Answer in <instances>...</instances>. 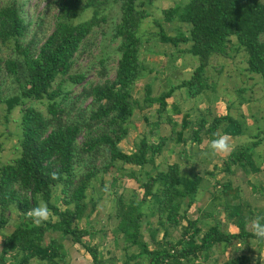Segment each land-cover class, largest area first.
<instances>
[{"label":"trees","instance_id":"1","mask_svg":"<svg viewBox=\"0 0 264 264\" xmlns=\"http://www.w3.org/2000/svg\"><path fill=\"white\" fill-rule=\"evenodd\" d=\"M112 1L120 10L111 33V40H116L115 72L107 75L102 58L98 73L103 79L94 81L86 79L87 69L72 68L84 39L106 18L103 0H45L43 10L55 11L53 27L43 37H39L38 29L42 17L32 27L20 0H0V103H5V116L17 105L21 111L18 152L0 164V264H61L67 254L65 247L54 237L44 243L49 231L82 244L92 264H108L97 243L83 240L92 236V231L78 223L84 219L88 225L101 197V192L93 194L95 181L105 190L106 175H110L109 186L114 190L123 178H132L143 190L140 196L135 188L129 197L123 192L114 196L117 224L113 231L115 236L122 235L125 243L121 264H213L217 259H211L215 247L222 253L228 246L246 245L253 238L247 228L253 209L244 207L242 200H233L237 185L229 179L222 182L225 218L238 228L227 231L211 210L206 209L203 217L212 216L213 222H202L201 217L188 214L196 200L200 176H184L178 161L161 169L156 158L174 133L185 144L183 130L191 121L184 114L181 128L174 130L176 121L166 113L167 98L178 86H184L190 97L207 90L210 83L205 67L211 54L233 57L246 52V68L261 75L264 93V0H175L164 7L163 16L154 18L159 40L173 46L188 43L185 50L196 55L198 62L189 78L169 85L158 95L150 94L147 83L142 106L133 96L134 85L155 68L140 57L144 42L140 44L137 29L150 14L147 7L153 0ZM88 7H92L91 15L75 21ZM162 18L185 23L187 31L178 27L168 33ZM4 74L15 84V92L3 93ZM68 81L81 85L77 93L67 87ZM242 90L246 88L237 89L239 102L248 98L239 92ZM27 100L44 102L46 110L27 104ZM154 102L159 116L166 114L174 133L156 138L143 134L131 150H124L120 141L129 133L135 107L148 108ZM242 126L230 112L215 114L210 123L203 116L193 129L192 140L199 144L203 135L210 141L220 133L238 135ZM261 131L253 134L249 143L231 149L223 158L224 170L230 171L235 164L246 173L261 169L253 156ZM53 171L60 179L50 178ZM42 202L48 205L50 218L34 226L26 213ZM11 210L17 219L5 232L12 220ZM256 216H263V212L258 209ZM171 227L179 228L178 237L171 235ZM132 246L136 250H129ZM218 261L253 264L246 252H233Z\"/></svg>","mask_w":264,"mask_h":264},{"label":"rangeland","instance_id":"2","mask_svg":"<svg viewBox=\"0 0 264 264\" xmlns=\"http://www.w3.org/2000/svg\"><path fill=\"white\" fill-rule=\"evenodd\" d=\"M23 5L24 15L27 19H30L32 22V27H36L37 23L40 21L41 17L43 18V23L41 24L38 29H40L39 37H43L44 35L48 34L52 27H53V19H52V12L51 11H44L45 0H20ZM105 5L104 13H106L105 20L101 21L100 26L96 27L83 41L80 51H78L76 55V60L74 62V66L72 71L75 70H86V79L87 80H101L103 79L102 76L99 75L98 70L101 67L99 64L100 59H105L104 64L107 69V75L113 76L115 72L116 66V40H111V33L113 30L114 23L119 19L120 10L117 3H114L112 0H103ZM175 0H153L152 3L147 7L149 11V15L143 18L139 24L137 29V34L140 38L141 45V52L140 57L152 66L151 61L148 60V57H154L157 53L162 54L167 53L168 51L171 52V58H167L169 63L163 67L159 66L160 68L157 72V76L154 78L153 86L155 92H160L167 88L170 84H173L174 80L177 78V74L173 72V69L170 66V61L175 59V56H179V58L175 61L179 62L180 60L183 61L185 59L183 57L184 52L182 53L177 50L173 51V45L170 43L161 42L158 38L156 31L158 30V26L154 22V18H160L163 16L162 9L164 7L170 6L174 3ZM92 13V7H88L85 10L81 11L80 14L75 18V21H79L85 18H88ZM162 24L164 29L168 33H174L178 27L187 31V25L180 21H166L163 18ZM100 30L102 32H100ZM234 39L235 36L233 35ZM148 39V42L145 41ZM154 40V42H153ZM161 42V44L159 43ZM152 46H149V45ZM181 46L188 45V43H181ZM149 49V50H148ZM159 50H164L163 53L159 52ZM179 50V49H178ZM154 53H151V52ZM176 52V53H175ZM246 52L240 51L233 57H229L220 53L212 54L210 61H211V68L207 69V73L209 76L214 77L217 75V89H220L224 86V91L221 92L222 97L225 99L224 102L230 103L232 101L233 105L239 100V93L237 92L238 88L244 87L246 88L245 91H239L245 97H251L250 100H253L251 103V107L249 111L254 112L255 115L264 114V93L262 90V78L259 73L256 72H249L247 75H243L242 67L245 65V54ZM188 59L191 61L193 60L195 63L198 61L197 56L188 53ZM247 55V54H246ZM189 61V62H190ZM223 64L220 65L221 62ZM152 74V73H151ZM151 76L150 73L146 76ZM2 86H3V93L10 94L16 91L15 84L11 81L10 77L4 74L2 76ZM147 78H139L133 89V96L138 97L141 93H143V89L145 88L144 80L146 81ZM173 82V83H172ZM67 87L73 91V94L77 93L80 89V84L70 83L69 81L66 82ZM219 87V88H218ZM223 88V87H222ZM209 89V87H208ZM138 101V99H137ZM28 103L34 104L36 107L41 108L42 110H46L45 103L38 100H27ZM139 103V101H138ZM229 104V105H230ZM138 106V105H137ZM238 107V106H237ZM240 109L245 110L242 106H239ZM236 110H232V113H235ZM21 115L20 105H17L13 108V110L5 116V103H0V164L1 162L10 160L13 158L18 152V134H19V118ZM139 109L135 107L128 126L131 128L132 124L134 123L135 119H138ZM140 118V116H139ZM246 120V119H245ZM251 120L254 121V117H248L247 121L251 123ZM262 122V119L259 120V124ZM263 128L262 125L260 130L262 140L253 148V156L256 162H260L261 169L258 172H247L236 164L234 168L231 166V170L227 171L224 170L223 167L224 163L222 159L228 156V153H216L215 162L217 163L214 168H212V172L207 173V180L203 183V186L198 189V196H196V201L189 207L188 214L191 217H201L200 220L202 222L207 221L209 219L208 216L203 217V212L207 209V211H213L215 215H223V192L222 189V182L226 181L227 179L231 178V184L237 185L239 187L237 191L236 197L233 199L235 201L242 200L245 204L244 207H249L253 209L252 218L256 216L258 209L263 212L264 216V135H263ZM136 129L129 131L128 136L122 142V148L124 150H131V144L134 143L138 137L142 135V130L138 132L135 131ZM249 131H251L249 129ZM249 133V132H248ZM207 137V136H206ZM253 138L249 134H244L239 136L238 138H234L232 140L233 148L239 146L241 144L249 143ZM231 144V142H230ZM231 144V145H232ZM196 148V143L193 145ZM131 148V149H130ZM193 151V149H192ZM166 156L164 159L162 157ZM177 155L175 154V158L172 156H167V151L164 150L161 153V156L158 155L157 158H161L159 162H161V167H166V164L169 161H174ZM263 159V160H262ZM179 161V160H177ZM214 162V160H213ZM212 162V163H213ZM180 163V162H179ZM185 165V164H184ZM149 166V165H147ZM189 167V166H188ZM186 167L190 172L192 170H196L198 166H193L194 168L191 169ZM110 175L105 176V183L107 185L105 190L101 189L100 183L98 180L95 181L96 189L94 191V195H98L101 192V197L98 199V203L96 205L95 210L91 213L89 217L88 225L84 219L78 221L79 225L87 226L93 233L92 236H84L83 240L85 242H93L97 243L99 246V250L102 252L104 261L108 264H121V260L124 258V239L122 235L118 234L115 236L113 229L117 224V218L114 216L115 212V194L123 192L125 196L129 197V194L132 192V189L138 193V196L141 195L142 189L138 187L137 183L132 178H123L118 181V186L115 190L109 186L110 182ZM230 197L233 196V193L228 194ZM57 197V196H56ZM55 197V198H56ZM248 204V205H246ZM90 206V205H89ZM182 208H180V211ZM247 210V209H246ZM11 222L8 224L6 228H4L5 232H8L10 228H12L16 218L15 210H11L10 214ZM204 225L203 223H201ZM247 228H249L247 223ZM171 235L174 237H178L179 235V228H170ZM250 229V228H249ZM145 234L147 232L145 231ZM160 235V234H159ZM54 237L58 241H61L66 250V258L61 262V264H92L91 256L89 255L88 251L84 249L82 244L73 243L71 239L66 235H60L58 232L49 231L45 234L44 243L50 241V239ZM116 237V238H115ZM147 237V235H146ZM153 246V245H152ZM258 248L260 255L264 258V243L257 244L252 238L249 242V245L246 249L242 251L247 252L250 254L251 257H255L258 253L255 249ZM236 247H240L236 245ZM242 248V246H241ZM129 250H136L135 247H129ZM233 252H239L237 248L231 249V247L227 248L225 252L219 253V249L215 247V252H212L211 259H216L213 261V264H218L219 261L223 259V257L229 256Z\"/></svg>","mask_w":264,"mask_h":264},{"label":"crops","instance_id":"3","mask_svg":"<svg viewBox=\"0 0 264 264\" xmlns=\"http://www.w3.org/2000/svg\"><path fill=\"white\" fill-rule=\"evenodd\" d=\"M153 32H156V31H153ZM145 42L147 43L148 39ZM159 43L161 44V42ZM152 45H149V46H152ZM186 46L188 45L181 46L179 44V46L173 47L172 52L177 50L178 53L182 51V53L184 52L185 54L183 55V57L185 58L183 59V61L181 60L179 62L175 61L179 58L178 55L174 57L175 59L170 61V66L174 68L173 72L177 74L176 80L173 81L174 83L172 82L173 84L180 82L182 79L189 78L192 74L193 68L196 66L193 60L190 61L188 59L189 56L187 54L189 52L185 50ZM163 51L164 50H159V52H162V53ZM151 53H154V52L152 51ZM167 58L172 59L171 52L169 51L167 53H163V55L157 53L154 57H148V60L151 61L152 63L151 64L152 67H154L155 69L151 72L152 74L150 73L151 76L146 77L147 76L146 75L142 78H147L146 81L144 80L143 84H145L146 86L147 83H149L150 85L149 91L151 95L159 94V92H155L154 86L156 85L153 86V81H154V78L157 76V72L160 68L159 66L163 67L167 64V62L169 63V60ZM157 64H159V66ZM221 64L223 63L221 62L220 65ZM211 66H212L211 61L209 59V62L205 67V74L207 75L208 82L210 83L209 89L197 94L196 96L190 97L186 95L184 86H178L173 89L171 96L167 98L166 113L172 117L173 121H176L174 130H179L181 128L182 117L184 114L187 115L188 119L191 121L189 126L183 130V136L187 138L185 144H183L182 141L177 140L175 133L171 129V122H169L168 119L166 118V114L164 113L159 116V114L157 113V109H156L158 104L156 102H154L148 108L140 109L138 107L139 109V115L137 117L138 119H135L134 123L131 126L132 130L136 129L137 131L136 130L135 131L138 132V134H139L138 129L142 130V135L146 134L149 138H156L158 137V135H170L173 132L174 133L173 140H170L166 144L162 152L166 150L167 156H170V157L172 156V158H175V154L177 155L174 161L179 160L178 162H180V169L184 176L191 178L194 175L198 174L201 178L200 184H199L200 190H201V187L203 186V183L207 180L206 175L208 171L209 172L211 171V173H213L212 168H214L217 164L215 162L216 153L212 152L211 149L209 148V144L211 141L208 139V137L203 135L204 138L202 139V142L199 144L192 140L193 129L200 121V118L204 116L210 123V121L212 120V117L215 114H222L226 112H230V114L239 118L243 124L242 126L243 131L241 132V134H238V135L226 134L229 137V142H231V144L234 138H238L239 136H242L244 134L246 135L249 134L252 137L253 134L258 132V130L261 128L262 125L264 126V114L255 115L254 112L249 111L250 108L248 107H251L252 105L251 103H253L252 102L253 100H250L251 97L246 98L245 100H243V102H239L238 100L233 105V107H232V104H230L232 103V101L230 103L224 102L225 99L222 97L221 92H219V91L225 90L224 86H222L223 88L221 87L220 89H217V82H218L216 78L217 75H214V77H212V76H209V74L207 73V69H210ZM246 66H247V62L245 61V65L242 67V71H241L243 75H247L250 72L249 70H247ZM143 91L144 92L141 93L138 97H135L139 101L138 103L139 106H142L144 103L143 98L145 97V94H146L145 88L143 89ZM227 104L230 107H227ZM239 106H242L243 108H245V110L240 109ZM232 110H236V112L232 113ZM248 117H254L255 120L254 121L251 120V123H250L247 121ZM260 119H262V122L259 124ZM131 128L129 127V131H131ZM249 129L251 131H249ZM219 135H225V134L220 133ZM263 135H264V128H263ZM126 137L120 141L121 146H122L123 140H125ZM262 138L260 139V141L262 140ZM194 143H196V148L193 147ZM130 147H133V143L131 144ZM230 152L231 150L229 151V153ZM161 153L159 154L160 156H161ZM165 157L166 156L162 157V159H164ZM160 160L161 158H156V162L159 163L158 167L161 169L165 168L164 166L161 167L162 161L159 162ZM170 162H173V161H169L168 163ZM222 162H223V159H222ZM258 164L260 165V162ZM193 166H198V167L196 168V170H192V172H190L186 168V167L188 168L191 167V169H193L194 168ZM232 168H234V165L232 166ZM229 180H231V178ZM197 193H198V190L196 192V196H198ZM223 213H224V210H223ZM219 218L223 222L222 224L223 229L227 231H236L238 229L236 224H234L231 220L225 218V214L220 215ZM210 221L213 222L212 216L209 217V219L205 222H210ZM237 245L240 247H231V249L237 248L239 252H245L242 250L246 249L249 243L246 245L237 243ZM229 247L230 246H228L227 248Z\"/></svg>","mask_w":264,"mask_h":264},{"label":"clouds","instance_id":"4","mask_svg":"<svg viewBox=\"0 0 264 264\" xmlns=\"http://www.w3.org/2000/svg\"><path fill=\"white\" fill-rule=\"evenodd\" d=\"M232 145L229 142V137L225 135H219L216 138L212 139L209 148L214 153H227L232 149ZM50 178L52 180L60 179V174L56 171L51 172ZM50 209L46 203H40L38 206L30 208L26 216L31 220L34 226H40L42 223L46 222L50 218ZM248 226L251 230V235L254 238V241L259 243H264V216H257L250 221H248ZM258 253L253 257V264H264V258L261 257L258 248L253 247Z\"/></svg>","mask_w":264,"mask_h":264}]
</instances>
